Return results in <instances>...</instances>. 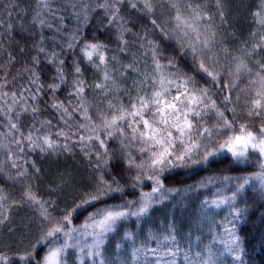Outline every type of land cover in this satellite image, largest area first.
<instances>
[{"label": "trees", "instance_id": "1", "mask_svg": "<svg viewBox=\"0 0 264 264\" xmlns=\"http://www.w3.org/2000/svg\"><path fill=\"white\" fill-rule=\"evenodd\" d=\"M263 156L264 0H0V264H264Z\"/></svg>", "mask_w": 264, "mask_h": 264}, {"label": "rangeland", "instance_id": "2", "mask_svg": "<svg viewBox=\"0 0 264 264\" xmlns=\"http://www.w3.org/2000/svg\"><path fill=\"white\" fill-rule=\"evenodd\" d=\"M165 81V80H164ZM200 100L197 95L193 92L187 90L181 83L177 81L170 82L169 80L163 83L162 90L160 89L155 95L153 94L144 105L138 109L127 113L126 115L120 117L118 122L132 120L137 115L142 113H149V110L153 109L150 113L151 121L153 122H172L178 123L180 118L190 110L194 103H198ZM245 139H243L244 141ZM223 146L224 149L217 151L218 154L224 151H229L231 153L244 152L245 148L241 141H237L229 145ZM167 156L166 151L162 148L159 149L153 156L152 165H158ZM264 158V156H263ZM259 183L264 182V177L259 176L257 178ZM230 202V197H220L218 199L212 200L210 206L216 209L225 207ZM126 212H107L101 217L90 220L88 223L81 226V230L92 235H99L104 232L110 225L115 221L123 218ZM22 225V221L19 223ZM22 238L18 235L13 237V240L20 242ZM42 264H60V250L54 248L50 250L44 257Z\"/></svg>", "mask_w": 264, "mask_h": 264}]
</instances>
